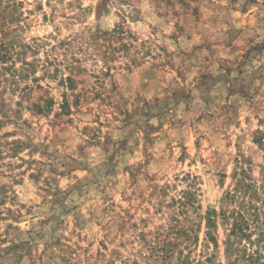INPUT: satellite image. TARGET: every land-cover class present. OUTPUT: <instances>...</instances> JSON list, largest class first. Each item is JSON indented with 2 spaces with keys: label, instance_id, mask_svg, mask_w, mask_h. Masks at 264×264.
Listing matches in <instances>:
<instances>
[{
  "label": "rangeland",
  "instance_id": "rangeland-1",
  "mask_svg": "<svg viewBox=\"0 0 264 264\" xmlns=\"http://www.w3.org/2000/svg\"><path fill=\"white\" fill-rule=\"evenodd\" d=\"M243 246L264 264V0H0V264Z\"/></svg>",
  "mask_w": 264,
  "mask_h": 264
},
{
  "label": "trees",
  "instance_id": "trees-1",
  "mask_svg": "<svg viewBox=\"0 0 264 264\" xmlns=\"http://www.w3.org/2000/svg\"><path fill=\"white\" fill-rule=\"evenodd\" d=\"M251 188H252V186L250 185H248V184H246V183H244V182H242V181H237V184H236V189H235V191L236 192H238V193H240V194H243V195H245V194H247V193H249L250 194V191H252L251 190ZM226 196L227 197H229L230 198V201L231 200H233V198H234V192L232 193V194H226ZM231 216H234V218H233V220H232V223H231V226H230V229H229V235L230 236H235V237H239V239H241V238H244V239H246L247 240V242H248V244L249 245H252L253 244V240H251L250 238V236H251V232L247 229L248 228V225L247 224H245L243 221H238L236 218H238V217H241L238 213H236V212H233L232 214H230ZM255 217H256V215H255ZM207 225H212V221L211 220H208L207 221ZM246 231H248L249 233L247 234L246 233ZM213 241V240H212ZM255 242H258V240H256ZM230 242H229V240H228V242L226 243L227 244V247H226V253H228V252H231V251H229L230 250V244H229ZM166 246H168V245H166ZM164 246L162 247V250H161V252L162 251H164ZM241 250L243 251V253H244V255H245V251H246V249H245V247L243 246V247H241ZM169 252V250L166 252V253H168ZM165 253V254H166ZM162 255H165V254H163V253H161ZM256 256V259H253V255H245L246 256V258H243V259H245L246 261H249L251 264H254V263H257L258 261H257V259H258V255L257 254H255ZM244 257V256H243ZM237 260V258H235V261ZM228 264H231L230 262H228Z\"/></svg>",
  "mask_w": 264,
  "mask_h": 264
}]
</instances>
